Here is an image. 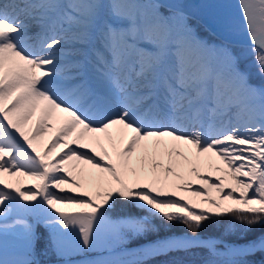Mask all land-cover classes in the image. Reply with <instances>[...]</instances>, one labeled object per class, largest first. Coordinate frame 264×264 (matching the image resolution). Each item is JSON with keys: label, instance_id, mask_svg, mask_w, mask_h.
I'll use <instances>...</instances> for the list:
<instances>
[{"label": "snow or ice", "instance_id": "snow-or-ice-1", "mask_svg": "<svg viewBox=\"0 0 264 264\" xmlns=\"http://www.w3.org/2000/svg\"><path fill=\"white\" fill-rule=\"evenodd\" d=\"M239 6L254 69L233 52L223 11L221 42L209 44L182 0H0V264H44L49 253L62 264H141L122 257L197 247L224 258L206 264H264L246 259L264 254V234L225 251L197 236L229 214L245 230L264 226V0ZM118 200L192 235L117 251L151 229L110 217Z\"/></svg>", "mask_w": 264, "mask_h": 264}, {"label": "rangeland", "instance_id": "rangeland-1", "mask_svg": "<svg viewBox=\"0 0 264 264\" xmlns=\"http://www.w3.org/2000/svg\"><path fill=\"white\" fill-rule=\"evenodd\" d=\"M188 1L194 3V1H192V0H188ZM189 22L193 26V28L195 29V31L197 30L196 31V34H197V36L199 38H201L202 40L207 41L209 44H218L217 43L218 41H213V39L211 40L208 36H206V34L202 35L203 32H204L203 29H201L196 22L192 21L191 18H190ZM232 49H233V52L234 53H236V54H242L241 55V58H243V59L245 58L246 59L247 62H242V66L243 65H247L249 68H252L253 66L255 67L254 55H253V53L251 51H249V48L248 49L242 48V49L239 50L238 48H236V47L233 46ZM254 82H257L258 83L259 82V79L256 80V81H254ZM47 140L48 139H44V141H47ZM105 146L107 147V145H105ZM83 167H89V166H83ZM10 178H11L12 181H15V180L19 179V180L23 181L24 183L27 182V181H31L26 176H22V177H10ZM65 187L66 188L67 187H70V185H66ZM80 191H83V190H81V189H74V193H78ZM212 195L214 196V193H212ZM190 202L196 204L198 208H206V207H209V205L208 206H205V204L204 205L199 204L198 201H197V199L196 200H192V198H190ZM134 207H137L140 210L142 209V208H140V207H138L136 205H134ZM65 210L66 211H77V209H73V208H67ZM143 210L146 213L147 210L146 209H143ZM120 216H124V215H117V217H112V218L115 219V218H118ZM136 217H139V216H136ZM142 218H144V217L142 216ZM256 226H259V225H256ZM256 226H254V227H256ZM254 227H252L251 229H253ZM38 228H41L42 233H46L47 232V229H45L43 227V225H39ZM38 228H37V230H38ZM230 228L231 229H234L235 232L238 233L240 236H244L245 234H247L251 230V229L245 230L246 229V226L243 225V224H240V225L231 224L230 225ZM216 248H217L218 251H225V250H223V249H221L219 247H216ZM48 256L53 259L51 261V263H59V262H62L60 260V258H58L54 253H49ZM182 257H184L186 259V261H187L186 264H206V262L208 260H210V259H217V260L224 259V258H220V257H210L209 251L208 252H205V253H200V252L195 251V250H191V251H188V252L182 254ZM66 259L69 260L70 258H66Z\"/></svg>", "mask_w": 264, "mask_h": 264}, {"label": "bare ground", "instance_id": "bare-ground-1", "mask_svg": "<svg viewBox=\"0 0 264 264\" xmlns=\"http://www.w3.org/2000/svg\"><path fill=\"white\" fill-rule=\"evenodd\" d=\"M184 1H185V0H182V2H184ZM208 2H212V5H218L217 3H215V1L208 0ZM185 5H186V4H185ZM189 7H191L190 4H189L188 7H186V9H191L190 11L194 13V10H192L194 7H193V6H192L191 8H189ZM194 9H195V8H194ZM203 13H204V12H200V13H199V14L202 16V18L205 17V16H203ZM195 14H198L197 9L195 10ZM204 15H205V13H204ZM242 22H243V20H241V22L237 21V22H235V24H239V25H240V24H242ZM189 24H190V23H189ZM190 25H191V24H190ZM191 26H192V25H191ZM192 27H193V26H192ZM37 29H38V28H37L35 25H33V26L30 28V34H34V33H36V32H37ZM50 135H51V133L45 135L44 139H49ZM136 155H137V154H134V157H133L134 159H135V156H136ZM212 160H213V162H215V163H219V161L216 159V157H212ZM93 171H95V170H93ZM201 174H202V175H205V176H212L213 178L215 177V175H217V173L211 172V171H209V170H207V169H201ZM186 177H187L188 179H191V180L193 181V186H194V187L197 186V185L199 184V181H196V180H195V177H192V176L187 175V174H186ZM4 179L12 181L11 178H10L7 174L4 175ZM23 183H24V182H23ZM32 183H34V182H33V181H27V182L24 183V185H25V186H31ZM65 186H66V185H65ZM65 186H63V187H65ZM0 187H2V185H0ZM65 188H66V187H65ZM81 190H86V188H82ZM53 191H58V190L53 189ZM212 193H214V196L216 195L214 190H209V194L212 195ZM64 194H66V193H64ZM180 194H181V195H185V196L189 199V201H190V198H192V200H196V199H197L198 203H199V201H200V197H193V196H191L188 192H183V193H180ZM205 206H208V205L205 204ZM177 237H190V236L184 234V235H179V236H177ZM200 239H201V240H204V239H202V238H200ZM242 244H243V243H242ZM136 249H137V248H136ZM58 264H62V263H58Z\"/></svg>", "mask_w": 264, "mask_h": 264}, {"label": "trees", "instance_id": "trees-1", "mask_svg": "<svg viewBox=\"0 0 264 264\" xmlns=\"http://www.w3.org/2000/svg\"><path fill=\"white\" fill-rule=\"evenodd\" d=\"M207 224H213V223L208 222ZM210 226H212V227H210V228H212V229H207L208 231H214V232H218V231H219V230H215V229H214L215 227H213V225H210Z\"/></svg>", "mask_w": 264, "mask_h": 264}]
</instances>
